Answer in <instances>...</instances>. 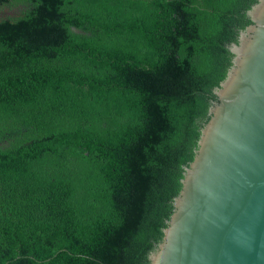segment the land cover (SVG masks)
Wrapping results in <instances>:
<instances>
[{"label": "trees", "instance_id": "obj_1", "mask_svg": "<svg viewBox=\"0 0 264 264\" xmlns=\"http://www.w3.org/2000/svg\"><path fill=\"white\" fill-rule=\"evenodd\" d=\"M257 2L0 0V264L150 263Z\"/></svg>", "mask_w": 264, "mask_h": 264}, {"label": "water", "instance_id": "obj_2", "mask_svg": "<svg viewBox=\"0 0 264 264\" xmlns=\"http://www.w3.org/2000/svg\"><path fill=\"white\" fill-rule=\"evenodd\" d=\"M247 13L149 264H264V0Z\"/></svg>", "mask_w": 264, "mask_h": 264}, {"label": "flooded vegetation", "instance_id": "obj_3", "mask_svg": "<svg viewBox=\"0 0 264 264\" xmlns=\"http://www.w3.org/2000/svg\"><path fill=\"white\" fill-rule=\"evenodd\" d=\"M7 7H5L4 8V10H0V16H6V15H8V14H6V12H5V9H6ZM9 9V8H8ZM12 11H16V9H14V10H12Z\"/></svg>", "mask_w": 264, "mask_h": 264}, {"label": "rangeland", "instance_id": "obj_4", "mask_svg": "<svg viewBox=\"0 0 264 264\" xmlns=\"http://www.w3.org/2000/svg\"><path fill=\"white\" fill-rule=\"evenodd\" d=\"M8 9V8H7ZM10 10V9H9Z\"/></svg>", "mask_w": 264, "mask_h": 264}]
</instances>
